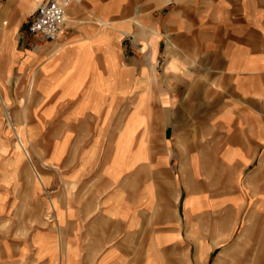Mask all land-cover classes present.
<instances>
[{
	"label": "crops",
	"instance_id": "1",
	"mask_svg": "<svg viewBox=\"0 0 264 264\" xmlns=\"http://www.w3.org/2000/svg\"><path fill=\"white\" fill-rule=\"evenodd\" d=\"M44 1L0 0V264H264V0Z\"/></svg>",
	"mask_w": 264,
	"mask_h": 264
},
{
	"label": "built area",
	"instance_id": "2",
	"mask_svg": "<svg viewBox=\"0 0 264 264\" xmlns=\"http://www.w3.org/2000/svg\"><path fill=\"white\" fill-rule=\"evenodd\" d=\"M72 0H46L40 3L30 23V32L47 40H56L67 23Z\"/></svg>",
	"mask_w": 264,
	"mask_h": 264
},
{
	"label": "rangeland",
	"instance_id": "3",
	"mask_svg": "<svg viewBox=\"0 0 264 264\" xmlns=\"http://www.w3.org/2000/svg\"><path fill=\"white\" fill-rule=\"evenodd\" d=\"M67 16H68V14H67ZM68 18H69V16H68ZM68 21H69V19H68ZM26 30H27V25H26V27H24L23 31L25 32ZM28 38H31V37L28 36ZM34 39H35V38H34ZM34 39H32V40H34ZM23 133H24V131H23L22 128H21V129H18L19 138H22V140H24V143L26 144V147H27L28 142L25 140ZM19 140H20V139H19ZM27 148H28V147H27Z\"/></svg>",
	"mask_w": 264,
	"mask_h": 264
},
{
	"label": "bare ground",
	"instance_id": "4",
	"mask_svg": "<svg viewBox=\"0 0 264 264\" xmlns=\"http://www.w3.org/2000/svg\"><path fill=\"white\" fill-rule=\"evenodd\" d=\"M37 7V6H36ZM67 20H68V16H67Z\"/></svg>",
	"mask_w": 264,
	"mask_h": 264
}]
</instances>
